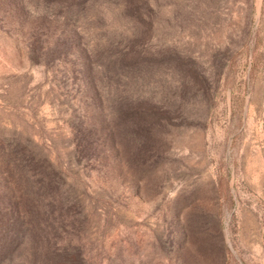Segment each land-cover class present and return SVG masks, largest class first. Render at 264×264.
Returning <instances> with one entry per match:
<instances>
[{"label": "rangeland", "instance_id": "rangeland-1", "mask_svg": "<svg viewBox=\"0 0 264 264\" xmlns=\"http://www.w3.org/2000/svg\"><path fill=\"white\" fill-rule=\"evenodd\" d=\"M14 147L3 264H264V0H0Z\"/></svg>", "mask_w": 264, "mask_h": 264}, {"label": "trees", "instance_id": "trees-1", "mask_svg": "<svg viewBox=\"0 0 264 264\" xmlns=\"http://www.w3.org/2000/svg\"><path fill=\"white\" fill-rule=\"evenodd\" d=\"M0 153V169L2 180H8V176L17 175L25 183V192L32 196L26 202L11 203L5 194H0V264L3 260L14 252L17 240L27 237H35L37 228V208L38 198L33 197L37 191L29 174L30 162L26 158L24 150L17 148L4 149Z\"/></svg>", "mask_w": 264, "mask_h": 264}]
</instances>
